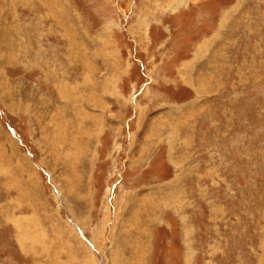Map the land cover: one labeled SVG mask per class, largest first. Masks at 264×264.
Here are the masks:
<instances>
[{"label": "rangeland", "instance_id": "rangeland-1", "mask_svg": "<svg viewBox=\"0 0 264 264\" xmlns=\"http://www.w3.org/2000/svg\"><path fill=\"white\" fill-rule=\"evenodd\" d=\"M0 264H264V0H0Z\"/></svg>", "mask_w": 264, "mask_h": 264}]
</instances>
